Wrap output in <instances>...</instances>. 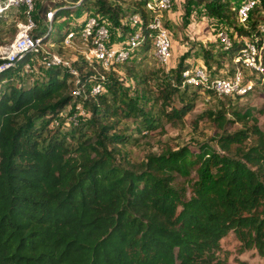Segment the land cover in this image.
I'll return each mask as SVG.
<instances>
[{"label":"trees","instance_id":"trees-1","mask_svg":"<svg viewBox=\"0 0 264 264\" xmlns=\"http://www.w3.org/2000/svg\"><path fill=\"white\" fill-rule=\"evenodd\" d=\"M116 1L81 0L75 9L83 14L96 5L95 12L118 23L124 34L131 27L120 22L126 14ZM240 1L185 0L225 18L236 14ZM146 2L135 0L132 11L144 25ZM64 4L55 3L61 7L53 18L60 11L71 13ZM263 7L261 0L255 6L259 16L252 18L251 11L246 26L237 30L243 36L255 29L257 45ZM49 8L38 4L44 18ZM45 32L37 28L31 34ZM64 34L49 37L59 43ZM243 45L232 39L229 59ZM28 56L25 52L0 70V264H228L218 252L229 231L239 239L240 250L254 247L264 256V132L249 108L232 109L233 118L223 108L208 110L222 127L228 120L253 118L251 126L223 130L216 137L221 151L203 142L197 151L182 145L130 163L117 154L133 137L116 129V123L132 118L134 130L143 133L161 125L162 116L181 119L194 105L193 97L184 96L190 85L181 89L187 65L179 63L175 84L150 94V106L130 96L117 77H107L105 91L81 96L90 117L68 127L63 111L67 106L70 115L75 111L72 74L50 66L45 78L25 82L21 72ZM76 67L80 83L98 76L83 58ZM19 73L17 85L12 76ZM180 90L182 104L167 110L165 104ZM250 133L255 137L246 145Z\"/></svg>","mask_w":264,"mask_h":264},{"label":"rangeland","instance_id":"rangeland-1","mask_svg":"<svg viewBox=\"0 0 264 264\" xmlns=\"http://www.w3.org/2000/svg\"><path fill=\"white\" fill-rule=\"evenodd\" d=\"M74 0H33L31 9L25 13L22 19L20 15L24 14V7H14L0 13V49L10 44L22 30L26 29L30 34L36 31L37 28L49 31V33L59 34L62 30L72 29L73 22H76L81 14L77 13V9L68 7L70 14H63L61 11L56 18L51 21L43 17L38 11V4H44L47 7H53L55 3L65 2L67 6ZM235 1V0H234ZM261 0H256L248 11H251L252 18H257V9L255 6ZM38 3V4H37ZM135 0H119L116 1L115 6L125 12L126 16L120 19L123 24L128 23L131 30L134 29L132 22L134 18L137 20L142 17L139 13H132L135 8ZM193 5V4H192ZM186 5L185 0H172L170 7L162 8L160 10L148 11L149 15L147 21L153 15H159L161 22L165 25L171 34V55L167 61L161 60L156 54L151 45L147 43V48L143 46L138 48L136 52L127 58L122 63L113 65V68L102 72L98 69L96 73L98 78L93 80L90 84L99 85L97 93L106 90V78L109 76L117 77L128 89L130 96H137L139 103L150 106L153 99L150 94L160 93L163 88L168 89L169 86L175 84V76L177 75L178 65L182 61L183 64L193 67V65L202 64L206 71L211 76L220 75L223 71L229 70L232 72V66L229 59V50L222 47L221 42L217 37V30L219 26L226 27L227 36L230 40L239 39L242 42H252L254 38H259L255 35V29L250 30L246 35L239 36L238 28L246 26L236 16L235 13L230 14L229 17L213 16L207 13L203 5H198L194 8ZM187 6L190 8L188 9ZM91 10L95 12L96 5L91 4ZM264 12V7L262 11ZM77 16V17H76ZM101 16V14H99ZM107 17V16H106ZM104 17V23L109 32L118 35L120 26L118 23L111 21L108 17ZM77 18V19H76ZM250 18V16H249ZM231 19H234L231 22ZM140 24L139 21H137ZM263 27H259L261 39V47H264V16L259 20ZM143 24V23H142ZM68 28V29H67ZM46 41L44 47L50 52L60 53L72 66H78L79 61L83 58V50L86 49V44L82 42L79 36H75L71 45H63V42L57 43ZM220 50H225L221 52ZM4 52L0 51V59L4 58ZM27 61L30 66L21 73L26 74L23 79L25 82H31L33 79L41 77L45 78L46 67L42 63L41 54H33L28 52ZM208 53V55H207ZM27 63V64H28ZM88 68L81 69L82 72L87 71ZM243 71V85L246 86L244 92H239L230 97H222L215 92L208 90V88L187 86L185 97H193V107L181 119H167L166 116L161 117V125L148 130L147 132L138 133L134 130L135 121L132 118H121L115 128L122 130V132L130 133L133 137L130 142L121 147L117 156L120 159H126L130 163H137L145 160L151 153H160L165 149H176L182 145L189 146L192 150L197 151L198 147L203 142L212 144L217 150L221 151L218 146L216 137L223 132V130L234 131L244 126H251L253 118L257 120V125L264 132V75L255 72L249 68H242ZM27 72V73H26ZM104 74V78L99 73ZM23 74H14L15 82L20 85L21 76ZM7 78L4 77V81ZM181 85V89L183 88ZM150 97L148 102L145 100L147 93ZM181 90L173 93L170 97V105L165 104L167 110L171 106L179 107L182 104L180 100ZM162 100V98H161ZM163 104V103H162ZM157 106L160 105V101ZM69 106L64 110V126L70 127L76 124L80 118L87 120L90 115L87 108L78 109L76 113L70 115ZM72 108V107H70ZM223 108L226 111L227 118H233L231 110L236 109L244 112L249 108L252 117L247 118L246 122L242 123L240 120H228L225 125L219 126L218 123L208 115V110L216 111ZM72 116V117H71ZM56 120H54V123ZM255 135L250 133L245 141L249 144L254 140ZM125 161V162H126ZM221 250L218 252L220 257H225L228 264H264V256L258 253L254 247L240 250V241L233 231H229L220 240Z\"/></svg>","mask_w":264,"mask_h":264},{"label":"built area","instance_id":"built-area-1","mask_svg":"<svg viewBox=\"0 0 264 264\" xmlns=\"http://www.w3.org/2000/svg\"><path fill=\"white\" fill-rule=\"evenodd\" d=\"M172 0H147L146 9L148 11L160 10L162 8H168L171 5ZM33 0H0V12H4L9 8L23 6L28 12L32 7ZM73 5L69 7L77 8L81 5V0H74L71 2ZM256 0H241L235 10L237 18L242 22L249 18V9L255 5ZM67 6V3L64 4ZM61 6H54L46 10L45 17L51 21L54 14ZM77 17V16H76ZM77 19V18H76ZM140 24H138V22ZM104 18L99 16V13L87 10L79 16L76 22H73L72 29L65 31L63 37V45H71L75 36H79L86 49L83 50V59L87 64L94 67L95 70H101L102 72L108 71L113 68L114 64L122 63L131 55H133L138 48L144 42L149 39L155 54L163 61H167L171 55V34L169 29L163 25L159 15H153L147 23L142 24L141 19L134 18L132 26L134 29L127 33H120L118 35H112L108 31ZM259 27H263L259 23ZM68 29V28H67ZM65 30V29H64ZM217 37L221 42L224 49L229 50L231 40L227 36L226 27L219 26L217 30ZM50 33L47 31L44 34H29L26 29L22 30L20 34L10 43L0 49L4 52V58L0 62V70L11 67L15 64V61L23 56L25 52H32L33 54H41L42 63L45 67L59 66L67 69L74 79L76 84L73 89L74 95V113L78 109L84 108L83 100L87 93L92 95L97 93L99 85L90 84L93 80L98 78L91 75L85 78L83 83L81 81V74L79 69L69 63L68 59L64 58L58 52H50L44 47V42L51 41ZM257 40L259 38H256ZM262 39V38H261ZM252 42L255 43L254 40ZM244 45L240 50L235 53L230 59L232 72L229 70L223 71L220 75L211 76L202 64L193 65V67L187 66L182 71V84H189L194 87L211 88L216 94L222 97L233 96L236 93L244 92L246 86L243 85V71L242 68H249L264 75V47L260 44L250 42H243ZM264 44V39H263ZM28 63V62H27ZM26 63L29 67L30 64ZM102 68V69H100ZM99 73L104 78L103 73ZM64 115V111H63ZM65 117V116H64ZM72 117V116H71ZM57 123V120L55 121Z\"/></svg>","mask_w":264,"mask_h":264}]
</instances>
